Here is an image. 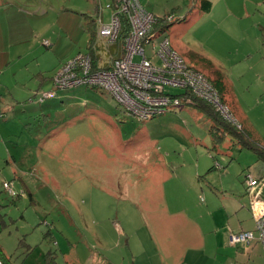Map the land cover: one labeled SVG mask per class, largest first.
<instances>
[{
	"label": "rangeland",
	"instance_id": "1",
	"mask_svg": "<svg viewBox=\"0 0 264 264\" xmlns=\"http://www.w3.org/2000/svg\"><path fill=\"white\" fill-rule=\"evenodd\" d=\"M109 1L0 0V79L16 76L28 79L32 99L16 98L15 102L10 93L6 95L5 87H0V95L9 103L14 100L17 106L30 104L38 109L63 106L62 111L64 107L69 110L65 118L77 115L64 123V114L59 109L62 120H59L58 113L53 114L52 125L61 126L58 130L48 131V116L45 114L38 111L34 114L31 110L33 115L23 121L17 113H10L6 118L10 117L13 122L8 129L0 127V134L5 136L0 140V249L6 264H48V251L54 253L56 264H118L106 261L102 256L105 252L112 257L123 255L128 262L131 256L125 246L126 236L117 235L115 223H133L131 214L137 210V198L125 200L120 191L118 197L117 176L124 179L122 185L128 192L134 188L157 186L164 197L166 191L175 195L176 188L163 186L167 178L160 184L156 176L153 181L149 176H142L152 163H156L154 170L170 172L173 170L171 164L194 156L193 147L187 142L165 139L173 138L172 128L167 127L186 123L191 128L192 123L206 120L191 105H169L164 113L139 119L107 90L86 85L57 89L55 98L38 101L39 92L52 87L50 82L43 84L44 88L38 87L36 77L39 70L53 76L65 61L87 51L85 14H96L99 6L103 20L101 23L95 21L97 25L107 23L111 11L105 6ZM175 1L182 5L181 1ZM171 15L172 19L165 22L171 24L163 32L159 31L153 42L157 44L163 37H169L170 43L188 63L202 69L184 49L189 45L201 53V46L209 38V28L201 26L200 22L188 27L184 21H175V15ZM216 37L211 39H215L217 45L212 43L210 48L223 51L220 59L227 64L222 70L229 71L227 80L231 84L225 89L224 107L231 122L241 124L252 143L264 146V73L257 71L248 59H241L242 54L237 53V48L242 50L243 46L238 39L221 32ZM44 41L49 45L43 44ZM151 46L146 44L145 52L157 62ZM205 72L210 73L207 68ZM20 83L9 86L11 94L16 89L26 91ZM181 91V88L165 87V92L179 94ZM96 110L110 115L109 118H103ZM208 124L205 122V130L203 125L200 126L201 133L204 134ZM180 130L185 133L184 129ZM181 132L179 128L174 129L177 138L186 140ZM152 137L165 140L158 142L160 150L157 152L155 141L148 142ZM206 139L207 146L203 151L206 155H209L207 151H212L221 165L207 178L205 174L202 176L205 180L202 190L197 193L198 201L203 208H208L209 213L212 212L216 223L207 233L219 242L215 264H264V251L259 242L252 241L254 243L248 251H237L228 247L225 240L229 227L254 229L250 205L255 194L264 198V162L253 150L241 148L229 137L219 143L217 152L210 146L208 136ZM119 148L124 152L119 153ZM8 149L13 155H20L15 163L6 155ZM167 151L170 153L169 162L154 159V153L165 154ZM246 174L257 180L251 190L244 181ZM3 182L11 184L15 196L7 192ZM146 198L152 196L141 200L142 209ZM139 219L141 221V214ZM95 232L106 240L107 250L96 242ZM141 236L146 238L143 233ZM131 244L134 249L133 240ZM92 254H96V258L91 262Z\"/></svg>",
	"mask_w": 264,
	"mask_h": 264
},
{
	"label": "crops",
	"instance_id": "2",
	"mask_svg": "<svg viewBox=\"0 0 264 264\" xmlns=\"http://www.w3.org/2000/svg\"><path fill=\"white\" fill-rule=\"evenodd\" d=\"M112 1L113 0H110L109 2ZM179 1L182 2V5H178L175 0H138L142 7L144 9L146 8L155 17H159L161 15L168 16L169 14H173L175 15V21H184V24H186L188 27H191L192 25L194 26L195 24L200 22L201 26L209 28V38L207 41H205V44L201 46V51L202 49L203 51L201 53H196L200 56L208 58L212 62L213 66L217 67L219 70L223 71V65L227 64L223 62L222 59H220L223 51H218L210 48V44L213 43L217 45V42L213 41L215 39L211 38H217V33L221 32L230 37H235L236 39H238L239 43L243 46L242 50H240V48H237V53L241 52L242 54L241 59H248V61L251 62V64L256 68L257 71H260V73H264V0ZM182 7H184V9H182ZM95 12L96 14L94 13L92 16H88L87 14H85V17L87 18L85 26L86 23L88 24V21L90 20H103L102 9H100L99 6L97 8V11L95 10ZM95 22L94 25L89 24L90 32L85 29L87 33L92 34L96 31L101 22L98 25ZM162 24L164 25L165 23ZM170 24L171 23L165 24V26L161 29H166ZM88 41L86 50L88 49ZM98 43H103L104 45L102 49L100 48L98 50V63L99 65H102L104 60L112 55L110 53V50L112 48L109 47V45H106L101 40L98 41ZM171 46L175 49L172 43ZM184 50V52H186V54H188L191 59L198 62V59L194 55L195 51L192 50L189 45H187ZM87 52L88 51H85L84 53ZM116 52L117 50L114 49L113 53ZM227 54L230 55L229 53ZM0 58H2L1 55ZM184 59L186 60V57H184ZM198 64L202 65L200 62H198ZM201 67L205 70L203 66ZM42 72L44 71L40 69L37 73L38 76L36 78H38L37 82H39L38 87L44 88L45 85L43 84L47 82H50L52 84V75L49 76L50 74H46L45 72L44 74ZM228 72L229 71H223V81L225 83V89L226 86L229 87L230 84L227 80L229 75ZM16 78L13 77L11 79L8 78L5 80L0 79V87H5L6 95H9L10 93V97L13 96L15 102L17 101L16 98H31L32 95L30 94L31 90L28 86V79H22V77L20 78L18 76H16ZM18 82H21L20 86L26 89V91L16 89V91L11 94L9 86L12 84L18 85ZM52 88L53 86L49 90H51ZM56 91L57 90L54 91V96L51 97V99L57 96ZM14 100L12 101L13 103H9L6 97L3 98V96L0 95V101L2 103L0 105V127L2 125L6 129H8L9 125L13 122L10 117L6 118L7 114L10 113H17L18 118L22 119L23 121L27 120L31 115H33L31 110L33 111V113H36V111H38L42 114H45L48 116L47 118L49 124H46V127H49L48 131L58 130L61 126L52 125L53 114L58 113L59 109L61 113L64 114V123L75 119L77 116L72 114V116L65 118V116H67L69 113L68 107H64L63 111L61 110V107L63 106L57 107L56 105L38 109L30 104L27 106L25 104H19L20 106H17L14 104ZM194 108L196 109V107ZM196 111L197 113H200L203 117H205L198 109H196ZM93 112H95V110H93ZM61 113H58L61 116L59 120H62L63 117ZM96 113L101 114V116H103V118L105 119L109 118L110 116L104 112H101L100 110H96ZM205 122H208L209 124L203 134L201 133L200 126L203 125L202 129L205 130ZM210 124L211 122L206 118V120H203L202 123H192L191 128L187 127L186 123L184 124V126L173 125L167 127L166 129L172 128L171 137L173 138L165 137V139H175L179 143L187 142L189 144V147H193L194 156H191L186 160L185 158H182L180 159V161L174 162L173 164H171L173 170L170 172H164V170L160 171L158 169L154 170V168L156 167V163H152V166L151 164L147 166L146 173H144L142 176L143 178L149 176L152 181L156 176L160 184L163 179L167 178L164 181L163 186L164 188L165 185L167 187L176 188V190L174 191L175 195L168 194V192L165 190L166 196L164 197L163 195H161V192L157 190V186H150L140 189L134 188L132 191L128 192L122 185L124 179L120 176H117L116 182L118 185V190L116 192L119 194L118 197H120V191L124 194L121 195V198H124L125 200H133L137 198V200H135V206L137 210H135V212L131 214L134 218L133 220L131 219L133 223L131 225L126 221H123V224L120 221L115 223V227L118 231L117 235L120 236L124 234V236H126L125 246L126 248H129L131 257H129L130 259L128 260V262H125L123 255L118 254L117 256L121 258L119 259L117 256L112 257L110 256V254L105 252L102 254V256L106 261L110 263L117 262L118 264H191L190 262H192V256H195L193 257V264H196L197 262L202 264H215L217 249H219V242H215L214 237H209L207 233L209 231V227L213 228L216 223L212 212L210 211L211 213H209L208 208H203V204L198 201L197 196L198 191L202 190V183L205 178H207L212 170L219 169L221 167V165L216 161L215 154H213L212 151H207L209 155H206L203 151V148L207 146V136L210 141V146L213 147L215 152L218 151L217 147L221 144L220 143L214 145L215 143L208 131ZM175 128H179L180 132V129L185 130V133L181 132V134L185 136L186 140L177 138L174 133ZM6 136L11 135L6 134ZM3 138L5 139V136H2L0 134V140H2ZM163 140L164 138H148L149 143L150 141H155V152L160 150V147L158 148V142L163 143L165 141ZM118 152L123 153L124 149L119 148ZM154 154L156 156L154 159L158 161L162 160L163 162H169V160H167L168 157H170V153L168 151L165 154ZM6 155L8 156V158H12L14 163L18 160L17 157L20 156L19 154H11L10 149L6 151ZM123 157L125 156L122 155V158ZM122 160L126 161V159ZM204 174L205 178H202ZM171 178L173 179L170 180ZM20 184L25 190L28 189L25 183H23L21 180ZM150 195L152 196V198H146L144 200V207L142 209L139 203L146 196H148L149 198ZM171 195L173 196L172 198ZM91 210L93 211V209ZM137 213L142 215L141 221L139 219V214ZM253 223L255 227L254 217ZM129 226L131 227V229ZM229 228L230 229H228L225 236L226 244L228 247H231L237 251H248L249 248L252 247L254 242H259V240L254 239L252 240L254 242L251 241L247 246L230 245L227 241L228 233L230 231H238L244 229L242 227L236 230L232 229L231 227ZM116 229L114 228V232H117ZM142 233L146 235V238H143L141 236ZM212 235H214L213 232ZM95 239L96 242L101 246H105L106 250L108 249L106 240L101 235H99L98 232H95ZM132 240L134 241V249L131 244ZM113 246H115V244ZM95 258L96 254H92L89 259L92 262V260Z\"/></svg>",
	"mask_w": 264,
	"mask_h": 264
},
{
	"label": "built area",
	"instance_id": "3",
	"mask_svg": "<svg viewBox=\"0 0 264 264\" xmlns=\"http://www.w3.org/2000/svg\"><path fill=\"white\" fill-rule=\"evenodd\" d=\"M105 7L111 11L110 17L107 23L97 27L96 35L106 42L115 41L125 18L130 29L124 39V55L113 60L111 68L92 69L89 53L76 54L54 72L51 80L53 88L39 92L38 100L54 96L57 89L86 85L107 90L139 119H149L163 113L169 105H192L195 98H199L211 103L225 119L231 121L229 112L208 77L171 46L169 37H163L157 44L153 42L159 32L152 27L156 17L144 9L138 0H113ZM165 18L171 20L172 15ZM43 44L49 45L47 41ZM146 44H152V55L157 62L147 56ZM166 86L181 88L182 91L179 94L165 92ZM245 183L251 190L257 180L246 174ZM3 186L11 196L16 195L10 183L3 182ZM251 212L255 221L254 230L230 231L227 241L233 246H247L257 239L264 250V198L259 194L252 199ZM0 264H3L1 258Z\"/></svg>",
	"mask_w": 264,
	"mask_h": 264
},
{
	"label": "trees",
	"instance_id": "4",
	"mask_svg": "<svg viewBox=\"0 0 264 264\" xmlns=\"http://www.w3.org/2000/svg\"><path fill=\"white\" fill-rule=\"evenodd\" d=\"M165 17L166 16L156 17V20L152 26L154 30H157V31L163 30L161 28L165 26V24L164 25L162 24L166 22ZM94 22L95 20L93 19V20L88 21V24L86 23L85 29L88 32H90L89 24L94 25ZM129 29H130L129 24L124 18L122 20V26L119 31L118 37L113 42H106L104 38L101 39L100 37H97L96 31L93 32L92 34L88 33L89 41H88V49H87L88 52L87 53H89V55L91 56L92 69L111 68L113 65V60L119 59L124 55V39L128 35ZM100 40L112 48L110 50V53L112 55L109 56V58L105 59L102 65H99L98 63V60H99L98 50L104 47L103 43L101 44L98 43V41ZM114 49L117 50L116 53H113ZM194 55L198 59L197 61L202 64L201 66H203L204 68H207L210 73L207 74L204 69L203 70L199 69L192 63L190 65L199 69L208 77L212 85L216 88L218 95L220 97V101L222 102V104H225L224 103L225 83L223 81V77H224L223 71L219 70L217 67H214L212 62L208 58L200 56L196 52H194ZM51 80H52V77H51ZM192 106L196 107V109H198L211 122L208 131H209V134L212 140L215 143L214 145L221 143L225 137H229L235 144L241 146V148L247 147L253 150L257 154V156L260 159H262L264 162V146L258 145V143H252L251 141L253 140L249 138V135L243 130V127L241 124L238 123L239 125L238 126L237 124H234L231 121L225 119L220 114V112L214 108V106L211 103L206 102L202 99L195 98ZM0 258L3 261V264H6L4 259L2 258L1 249H0ZM47 258L49 259L48 264H56L54 260L55 256L53 252L48 251Z\"/></svg>",
	"mask_w": 264,
	"mask_h": 264
},
{
	"label": "bare ground",
	"instance_id": "5",
	"mask_svg": "<svg viewBox=\"0 0 264 264\" xmlns=\"http://www.w3.org/2000/svg\"><path fill=\"white\" fill-rule=\"evenodd\" d=\"M233 123H235V124H237V122L236 121H232ZM238 125V124H237ZM239 126V125H238Z\"/></svg>",
	"mask_w": 264,
	"mask_h": 264
}]
</instances>
